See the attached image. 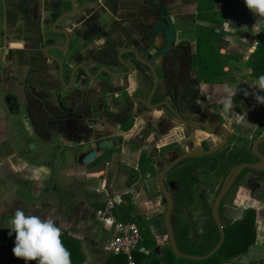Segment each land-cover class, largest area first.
Segmentation results:
<instances>
[{
  "label": "crops",
  "instance_id": "crops-1",
  "mask_svg": "<svg viewBox=\"0 0 264 264\" xmlns=\"http://www.w3.org/2000/svg\"><path fill=\"white\" fill-rule=\"evenodd\" d=\"M50 1L0 0V144L9 138L11 122L17 119L26 120L29 123L24 122L33 127L26 115V92L31 91L42 96L45 86L43 79H47L46 86L50 87L53 96H59L60 88L52 72L53 63L39 56L31 60L30 51L23 48L33 39L34 46L39 49L35 40L38 35V23L31 15L43 8L45 3L51 8ZM238 3L231 21H223L219 26H207L219 28L218 35L228 41L227 47L219 49L220 51L231 56L241 55L247 59L255 48L256 34L260 29H264V25L260 23L259 17L245 6L243 0H238ZM201 23L203 22L200 21ZM13 41H18L19 46L13 45ZM244 68L251 81L255 80L250 76L249 69ZM214 84L209 83L207 86ZM240 90L248 92L247 88ZM90 93L83 107L78 100L73 103L70 101L69 105H73L78 113L82 108L89 111L94 109V113H89L88 118L86 117L90 125L106 124L109 131L99 134V137L96 135L82 138L76 128L69 129L72 133L62 140L64 145L68 148L78 147L82 153L81 171L73 173L74 177L66 178L65 175L70 172L64 170L63 177H53L51 184L42 189L38 196L39 189L30 186L27 178L20 180L17 176L10 175L9 181L4 182L1 176L4 165L0 162V264H25L23 258L13 255L11 249L14 240L8 236L7 226L16 209H23L26 214H35L41 219H52L61 230L60 236L69 241L65 248L70 253L71 264H128L127 258L110 252L106 246L118 233V223H128L125 220L133 215L136 219L131 223L146 224L149 228L157 243V253H161V250L168 246L163 223L164 200L156 179L161 165L159 155H163L167 160L175 156V152L169 148L160 152L169 142L168 137L160 138L158 133L154 134L150 126H156V116L139 110L134 117L133 128L138 130L139 126L144 125V131L127 135L122 133L125 142L118 143L116 149L99 150L93 159L84 162L83 158L93 151L92 141L101 137L116 136L114 115L104 111L97 90L94 89ZM206 102L214 103L213 109L220 113L219 98L213 97L212 101ZM161 123L169 126L170 121L165 119ZM54 141L58 143L60 140L55 138ZM7 154L13 153L8 149ZM142 154L149 157L150 162L140 165L139 157ZM2 156L0 148V161ZM149 165L154 173L148 168ZM11 169L17 170L15 165L11 166ZM173 171L174 169L170 170L164 177L168 188ZM4 185L7 190L3 189ZM170 193L172 195L171 191ZM173 201L171 224L178 241L181 232L178 230V218L174 213V197ZM128 208H131L129 214L124 213ZM192 224L193 221H190L188 225L192 227ZM79 257H83V260L75 261ZM237 259L238 257L231 261ZM27 264L36 262L29 260Z\"/></svg>",
  "mask_w": 264,
  "mask_h": 264
},
{
  "label": "flooded vegetation",
  "instance_id": "flooded-vegetation-1",
  "mask_svg": "<svg viewBox=\"0 0 264 264\" xmlns=\"http://www.w3.org/2000/svg\"><path fill=\"white\" fill-rule=\"evenodd\" d=\"M49 4L51 8L45 3L43 8L31 15L38 23L36 27L38 35L35 36V40L39 47L38 49L34 46L33 39L24 45L23 48L30 51L31 60L37 56L46 58L43 49L49 45L47 44L49 39L61 45L68 40L69 52L73 55L74 64L95 65L97 53L101 52L102 55L106 54L110 57H117L120 54L121 59L130 66V69L124 68L115 58L114 63L107 67L109 72H128V75L118 79L106 75L101 82L78 69L70 82V75L63 81L60 80L58 65L51 61L54 65L52 72L60 88L59 96H53L50 87L46 86L47 79H43V86L45 85L43 95H33L40 99L48 117L51 118L45 120L44 131L47 132V140L55 138L60 140L56 143L58 152L68 149L62 140L69 137L72 133L69 130L71 128H76L82 134V138L98 136L109 131L106 124L90 125L87 115L93 114L94 109H90V112L89 109L82 108L78 113L73 105H69L74 100H78L83 107L94 89L99 93V102L103 105L104 111L114 115V132L117 136L115 139L119 144L125 142L122 133L127 135L146 129L144 125L139 126L138 130L133 128L134 117L139 110L156 116V126L150 127L154 134L155 132L159 134L160 138L173 139L175 146L171 150L175 152L174 157L186 151L207 150L224 140L223 134H210L202 126L206 122L211 129L226 130L220 123V113L213 109L214 103L206 102L212 101L213 97L203 91V86L215 82L198 79L193 63L196 29L202 26L200 21H203L197 17L198 0H74V12L70 15L66 14L71 10V0H51ZM55 19L58 21L53 26ZM19 44L18 41H13L15 46ZM49 52L60 54L55 50ZM64 55L61 54L60 58L65 57ZM94 72L91 71V74ZM144 93H152L150 100L155 106L153 109L145 106ZM166 101L171 105L174 114L166 110L163 104ZM165 119L170 121L169 126L161 123ZM230 137L231 133L228 132L226 143L215 152L225 147ZM105 138L108 137L92 141L93 150L96 152L113 150L99 146L101 140ZM254 138L257 137L252 136V141ZM210 139L214 141L211 145L208 142ZM117 147L115 146L114 149ZM160 152L162 153L163 149H160ZM215 152L188 157V159L209 156ZM249 155L250 161L245 162L258 160L251 153V146ZM183 160L185 161L186 158ZM183 160L172 169L176 171ZM223 161L224 159L220 158V171L223 169ZM240 161L236 164L243 163ZM244 169L236 175L227 191L237 179L245 175L249 177L251 173L244 172ZM247 169L255 171L254 174L264 171ZM228 172L221 176L220 188ZM181 175L184 173H179V178ZM248 187L251 192L259 186L250 184ZM226 193L218 206L220 221L225 220L221 211ZM244 206L248 207V205ZM209 216L211 217V214Z\"/></svg>",
  "mask_w": 264,
  "mask_h": 264
},
{
  "label": "rangeland",
  "instance_id": "rangeland-1",
  "mask_svg": "<svg viewBox=\"0 0 264 264\" xmlns=\"http://www.w3.org/2000/svg\"><path fill=\"white\" fill-rule=\"evenodd\" d=\"M238 5V0H212V18L214 21L205 20L202 21L201 25L214 24L219 26L223 21H231ZM213 28L215 31L218 30L217 33H220L219 28ZM214 52L218 60L224 64V70L234 76V81L228 84L215 83L211 86H205L203 91L214 98L220 99V123L231 133L230 140L225 147L212 155L186 158L185 161L180 163L176 171L172 172V179L168 184L176 201L174 213L178 218L180 237L183 235L189 242L195 244L201 241V232L206 234L211 225L209 209L220 189L221 176L225 175L232 165L238 163L250 151L252 136L259 125L257 122H251L260 107V104L254 99V94L264 95V92H259L254 86H250L251 79L244 68L245 57L241 55L240 57L231 56L219 49H214ZM243 88H247L251 96L248 99L241 100L238 105H234L230 95ZM225 99L231 103V107L228 109L223 107ZM253 108H255V113L252 112ZM24 118L26 117L24 116ZM24 121L17 119L11 122L9 138L0 144L3 155L0 162L1 165H4L1 176L4 182L9 181L10 175L17 176L20 180L27 178L30 186L39 189V196L42 189H46L51 184L53 177L55 179L63 177L64 170L70 172L65 175L66 178L74 177L75 172H80L82 153L78 147L58 152L54 140H41L37 137L35 128L27 124L28 121H26L27 123ZM261 132L264 135V127ZM168 141L167 145L161 149H172L175 146L172 138H168ZM208 142L211 145L214 141L210 139ZM262 148L264 151V146ZM8 149L13 154H7ZM220 158L224 159L221 171ZM13 165L17 170L13 171L11 169ZM85 168L87 169L88 165ZM181 172L184 175L179 178L178 174ZM244 172L251 174H249V177L245 175L234 182L224 197L221 212L225 221L232 223L241 218L245 210L254 211L255 240L244 255L240 256L239 260L242 264H248L250 259L260 260L263 263L264 171L254 174L255 171L245 169ZM250 184L259 187L250 192L248 187ZM3 189L7 190V187L4 185ZM244 205H248V207L246 208ZM190 221H193L192 227L188 225Z\"/></svg>",
  "mask_w": 264,
  "mask_h": 264
},
{
  "label": "trees",
  "instance_id": "trees-1",
  "mask_svg": "<svg viewBox=\"0 0 264 264\" xmlns=\"http://www.w3.org/2000/svg\"><path fill=\"white\" fill-rule=\"evenodd\" d=\"M197 11V17L199 19L210 22L214 21L212 18V0H198ZM259 19L260 23L264 25V17H259ZM195 36L196 45L193 63L197 78L206 82L227 84L233 82L234 76L224 70V64L218 60V57L214 52V49L218 50L226 48L228 41L224 37L219 36L214 28L210 26L197 27ZM244 65L247 69H249L250 76L254 79H257L260 75H264V29H260L256 34L255 48L248 55ZM230 97L233 103L238 105L241 100L249 98V93L245 90H240L233 93ZM254 109L255 108H253L252 111L253 113H255ZM251 122H257L259 124L258 128L254 131L253 137L261 136V131L264 127V104H260L259 110H257L255 117L251 120ZM263 146L264 141L258 144L260 152L263 151ZM262 153H264V151ZM249 158H251L250 155H245L242 157L240 162L250 161ZM95 160H97V158L94 159V161ZM143 162H150V158L146 157L144 154L140 155V165ZM148 168L154 173L151 165H149ZM171 175L172 174H170V176ZM130 209L131 208L126 209L124 213L129 214ZM135 219V215H133L125 221L135 222ZM210 221L211 225L209 226L206 234H202L201 241L198 244L189 242L183 235L179 237L180 240L178 241L175 238L179 251L187 254L202 255L211 250L219 239V232L211 217ZM254 221V211L248 209L244 211L241 218L233 221L232 223H227L225 220L221 221L224 239L217 250L205 259H187L176 256L169 246L163 248L161 253H157V243L147 225L135 223L139 228L140 241L136 250L132 254L134 264H242L240 263L241 260H239L240 256L244 255L248 247L253 244L255 240ZM14 235L15 234L13 233L8 236L10 239L14 240ZM60 239L62 244H65L64 247H66V244L69 241H67V239L63 236H60ZM117 254L118 256L126 259L124 254ZM237 257V261H231V259ZM82 260L83 257H79L75 261L80 262ZM248 264H264V262L262 263L260 260L256 261L250 259Z\"/></svg>",
  "mask_w": 264,
  "mask_h": 264
},
{
  "label": "water",
  "instance_id": "water-1",
  "mask_svg": "<svg viewBox=\"0 0 264 264\" xmlns=\"http://www.w3.org/2000/svg\"><path fill=\"white\" fill-rule=\"evenodd\" d=\"M71 10L66 14L70 15L71 13L74 12V0H71ZM58 19H55L53 22V26L56 25ZM53 40L49 39L47 41V44L49 43L48 46H46L43 50L44 55L46 58H48L50 61L56 63L58 65V77L60 80L63 81V79L70 75L69 80L70 82L72 81L74 74L76 70L80 69L82 73H86L87 76L92 75L90 77L94 79H98L99 81L103 82L102 78H104L106 75L114 77L116 79L128 75V72H114L110 73L107 67H110L109 65H112L114 63V59L118 61V63L124 68L130 69V66L128 63L124 60L121 59L120 54L117 57H110V55H102L101 52H98L96 56V61L95 65H89L87 66L85 63H78L74 64V59L73 55L69 52V43L68 40L64 43V45L57 44L56 42H52ZM49 50H55L60 52L61 54H65L63 58H60L62 56L52 54L49 52ZM90 68V69H89ZM91 71H95L94 74H91ZM69 73V74H68ZM82 76V75H81ZM146 96L145 100V106L147 108L153 109L155 107L151 103V95L152 93H144ZM166 106V110L169 111L171 114H174V110L172 109L171 105L169 104L168 101L163 103ZM26 113L29 118V120L32 122L33 127L35 128V133L36 135L41 139V140H47L48 135L47 132L44 131L45 127V120L51 119L48 117V114L44 108L43 103L40 101L39 98L35 97L32 92L28 91L26 92ZM202 126L205 128V130L210 133V134H223L224 135V140H222L220 143L216 144L215 146L207 149V150H200V151H186L183 152L176 157H173L170 160L165 159L163 155H159L161 158V165L160 168L157 171L156 179H157V184L159 188V192L161 197L164 200V210H163V223L166 231V239H167V245L171 248L172 252L176 256L184 257L187 259H205L209 257L212 253H214L217 248L221 245L223 239H224V233H223V228L222 224L220 221L219 217V211H218V206L220 203L221 198L223 195L227 192L229 186L232 184V181L236 177V175L243 169V168H254L258 170H264V155H262L259 150H258V143L264 141V135H261L257 138H254L252 141L251 145V153L255 155L258 160L255 162H243L234 165L230 171L228 172L222 187L219 189L217 192L212 205L210 209V214L213 222L215 223L218 232H219V239L217 243L214 245V247L209 250L207 253L202 254V255H196V254H187V253H182L179 251L178 246L175 241V236L171 224V212L173 210V197L170 193L169 188L165 185L164 182V177L165 175L176 165L179 164V162L185 158L188 157H193V156H198V155H204V154H210L218 150L220 147H222L227 139H228V132L226 130H214L208 127V124L204 122ZM116 136H110L108 138H105L101 140L99 143V146L101 148H114L115 146L118 145V142H116L115 139ZM117 138V137H116ZM97 152L95 150L91 151L89 154H87L84 158V162H88L89 160L93 159L96 156ZM159 158V157H158ZM156 249L158 250L157 246Z\"/></svg>",
  "mask_w": 264,
  "mask_h": 264
},
{
  "label": "clouds",
  "instance_id": "clouds-1",
  "mask_svg": "<svg viewBox=\"0 0 264 264\" xmlns=\"http://www.w3.org/2000/svg\"><path fill=\"white\" fill-rule=\"evenodd\" d=\"M245 6L257 17H264V0H243ZM259 92H264V75L250 81ZM258 104H264V95L254 94ZM223 107H231L229 100ZM8 235H14L11 251L15 257L23 258L25 264L35 260L36 264H71L70 253L60 239V228L52 219H41L35 214H26L23 209L14 210L11 215Z\"/></svg>",
  "mask_w": 264,
  "mask_h": 264
},
{
  "label": "built area",
  "instance_id": "built-area-1",
  "mask_svg": "<svg viewBox=\"0 0 264 264\" xmlns=\"http://www.w3.org/2000/svg\"><path fill=\"white\" fill-rule=\"evenodd\" d=\"M140 241V232L136 224L118 223V233L109 241L106 248L113 253L124 254L128 264H134L132 254Z\"/></svg>",
  "mask_w": 264,
  "mask_h": 264
}]
</instances>
